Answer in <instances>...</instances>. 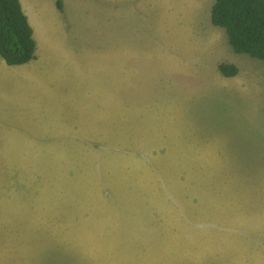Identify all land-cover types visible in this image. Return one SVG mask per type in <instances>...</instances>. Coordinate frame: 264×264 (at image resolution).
I'll use <instances>...</instances> for the list:
<instances>
[{
    "label": "rangeland",
    "instance_id": "obj_1",
    "mask_svg": "<svg viewBox=\"0 0 264 264\" xmlns=\"http://www.w3.org/2000/svg\"><path fill=\"white\" fill-rule=\"evenodd\" d=\"M31 1L78 116L0 115V264H264V62L233 52L214 0H156L153 49L140 0Z\"/></svg>",
    "mask_w": 264,
    "mask_h": 264
},
{
    "label": "crops",
    "instance_id": "obj_2",
    "mask_svg": "<svg viewBox=\"0 0 264 264\" xmlns=\"http://www.w3.org/2000/svg\"><path fill=\"white\" fill-rule=\"evenodd\" d=\"M19 1L33 30V38L37 46L36 59L21 66H8L2 59L0 60V95L2 96V99H5L6 101V104H4L3 108L0 110V115L10 118L33 115L38 119V116L41 112H47L49 115H60L61 113L59 112L65 110V112L69 113V116L71 117L74 115L78 116L77 114L73 113L74 110L78 108H72V106L67 105L69 97L72 95V91L80 96L77 90L78 88L71 89L66 87L67 78L65 77H67V72L61 70L57 62H54V54L45 55V45L47 42L45 43L43 35H41V43L39 42L36 36L38 35V32H36L32 21L30 20V12H32L34 7V4L31 3L32 1ZM155 2L156 0H140L139 2H135V4H137L142 11L133 20L130 30L132 31L133 37L138 40L137 45L142 48H154V46L143 40V37L147 36L149 33V29L146 26V21L158 25V14L155 15L151 12V6L155 4ZM187 5L188 4L186 3L184 7L183 4H181L182 8L178 7V18H182L183 16L187 17V15L190 14ZM137 20L140 21L139 24H136ZM140 35L142 36L139 37ZM40 48H42L44 55L40 53ZM35 93L37 94V99L35 97ZM83 95L87 94L82 93L81 96ZM60 96L64 97L65 105L60 103ZM88 96L91 98L93 97L92 94H88ZM77 97L78 96L74 97L73 102L75 106H80V104H77ZM82 107L83 103L81 102V108ZM102 112L103 107L101 106V113ZM103 118H107V115L103 116L102 119ZM25 132H28L27 126L9 125L8 133L16 135L14 140L20 139V141L16 143H23L24 140L22 138L30 137V135H27ZM73 133L75 134V129L73 130ZM90 135L91 134L88 133L83 135V143H87L86 141L90 139ZM2 140L5 141L4 144H14L10 139L2 138ZM35 140L37 141V139ZM35 140L30 142L32 145L36 146L35 148H46L40 144V140L37 142ZM51 148L52 147H48V149Z\"/></svg>",
    "mask_w": 264,
    "mask_h": 264
},
{
    "label": "trees",
    "instance_id": "obj_3",
    "mask_svg": "<svg viewBox=\"0 0 264 264\" xmlns=\"http://www.w3.org/2000/svg\"><path fill=\"white\" fill-rule=\"evenodd\" d=\"M62 10V2H56ZM211 23L224 29L228 43L237 55L264 62V0H214ZM33 30L19 0H0V59L8 66H21L36 59ZM225 78L238 75L235 65L222 63Z\"/></svg>",
    "mask_w": 264,
    "mask_h": 264
}]
</instances>
